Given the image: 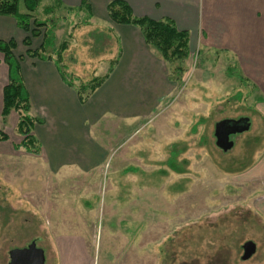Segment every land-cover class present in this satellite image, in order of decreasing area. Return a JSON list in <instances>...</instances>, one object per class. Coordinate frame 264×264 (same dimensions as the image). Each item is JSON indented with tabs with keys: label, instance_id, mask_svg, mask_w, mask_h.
<instances>
[{
	"label": "rangeland",
	"instance_id": "obj_1",
	"mask_svg": "<svg viewBox=\"0 0 264 264\" xmlns=\"http://www.w3.org/2000/svg\"><path fill=\"white\" fill-rule=\"evenodd\" d=\"M64 19L54 40L68 38L71 20L75 37L62 59L70 78L106 75L110 42L74 24L77 17ZM235 59L191 52L157 112L101 121L92 132L109 158L96 171L53 174L22 148L0 156V264L33 242L46 264H60L56 236L84 248L73 264H264V93L241 79ZM241 118L250 129L233 136L231 150L218 148L216 124ZM18 121L14 111L0 121L15 146ZM248 241L257 252L242 261Z\"/></svg>",
	"mask_w": 264,
	"mask_h": 264
},
{
	"label": "crops",
	"instance_id": "obj_2",
	"mask_svg": "<svg viewBox=\"0 0 264 264\" xmlns=\"http://www.w3.org/2000/svg\"><path fill=\"white\" fill-rule=\"evenodd\" d=\"M114 1L126 2L138 18L172 20L180 31L189 32L193 53L220 50L232 54L241 79L252 81L264 93V0H42L38 17L48 20L53 9L68 22L70 16L77 17L74 24L83 23V29L98 32L111 44L105 62L109 68L111 63L116 66L84 105L63 80L56 57H27L24 41L29 34L14 17L0 15V41L17 44L14 54L22 58L21 73L34 117L43 121L33 133L42 148L40 155L53 174L102 168L109 152L92 132L95 126L108 118L128 122L147 118L174 92L165 62L146 44L141 31L111 21L108 7ZM20 11L25 13L22 7ZM59 22L51 23L57 27ZM69 24L71 33L66 40H59L56 34L59 46L75 37L76 26L71 20ZM31 41L32 50L42 45L40 38ZM66 72L69 74L67 67ZM8 82L9 68L0 54V121ZM15 144L10 138L0 140V156L12 155ZM78 245V240L55 237L60 264H73L75 253L84 250Z\"/></svg>",
	"mask_w": 264,
	"mask_h": 264
},
{
	"label": "trees",
	"instance_id": "obj_3",
	"mask_svg": "<svg viewBox=\"0 0 264 264\" xmlns=\"http://www.w3.org/2000/svg\"><path fill=\"white\" fill-rule=\"evenodd\" d=\"M41 2L42 0H0V15L14 17L18 26L29 34V37L24 41V45L27 48V57L44 60L56 57L57 66L62 73L63 80L67 86L77 93L79 102L84 105L91 95L108 79L116 64L111 63L109 71L104 77H94L87 83H79L70 78L71 75L67 74L62 60L64 53L69 48V42H63L57 52L53 49L55 26H52L51 22L56 21V19L60 21L63 18L60 14L55 13L56 11L53 9L51 10L53 13L51 18L48 20L39 19L37 10ZM21 7L25 10V13H21ZM45 11L46 13L51 12L48 9ZM108 14L112 22L134 26L141 31L146 44L165 62L170 81L174 82L182 77L185 72L183 64L191 57L189 32L180 31L170 19L155 21L149 18L135 17L130 6L124 1L112 2L108 7ZM41 29L45 31L43 35L41 34ZM36 37H42L43 42L39 49L32 50L31 40ZM16 48L17 44L15 41H0V54L4 56V61L9 68V82L4 88L1 122L5 124L11 113L13 111L16 112L19 115L16 133L23 137V141L15 146V149L19 150L22 148L28 153L39 155L42 148L33 132L35 126L42 124L43 121L30 113L31 101L21 73L22 58L15 56ZM49 49L56 54L49 53ZM0 140H8V136L1 129Z\"/></svg>",
	"mask_w": 264,
	"mask_h": 264
},
{
	"label": "water",
	"instance_id": "obj_4",
	"mask_svg": "<svg viewBox=\"0 0 264 264\" xmlns=\"http://www.w3.org/2000/svg\"><path fill=\"white\" fill-rule=\"evenodd\" d=\"M250 129L248 118L240 120H224L216 124L215 137L218 148L229 151L233 148L232 136L243 133ZM257 252V245L253 241H248L243 245L242 261L250 260ZM8 264H46L45 252L37 247L36 242L31 243L26 248L11 250Z\"/></svg>",
	"mask_w": 264,
	"mask_h": 264
},
{
	"label": "flooded vegetation",
	"instance_id": "obj_5",
	"mask_svg": "<svg viewBox=\"0 0 264 264\" xmlns=\"http://www.w3.org/2000/svg\"><path fill=\"white\" fill-rule=\"evenodd\" d=\"M233 136L231 137V140H232Z\"/></svg>",
	"mask_w": 264,
	"mask_h": 264
}]
</instances>
